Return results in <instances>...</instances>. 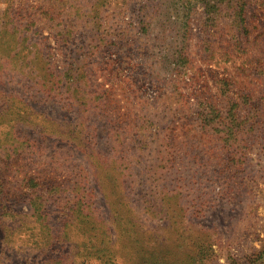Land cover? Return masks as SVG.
<instances>
[{
    "label": "rangeland",
    "instance_id": "obj_1",
    "mask_svg": "<svg viewBox=\"0 0 264 264\" xmlns=\"http://www.w3.org/2000/svg\"><path fill=\"white\" fill-rule=\"evenodd\" d=\"M104 185L172 264L256 261L264 0H0V264H98L63 224Z\"/></svg>",
    "mask_w": 264,
    "mask_h": 264
},
{
    "label": "trees",
    "instance_id": "obj_2",
    "mask_svg": "<svg viewBox=\"0 0 264 264\" xmlns=\"http://www.w3.org/2000/svg\"><path fill=\"white\" fill-rule=\"evenodd\" d=\"M105 186L102 195L109 203L106 202L109 208L108 220H102L95 215V209L91 207V203L85 200L84 194L80 200L71 204L66 222L63 224L65 239H69L73 222L76 231L83 237L80 242L82 250L78 254L80 258L85 259L84 261L94 260L98 264H172L166 257L169 251L168 248H171V246L164 247L160 253H156L157 250L151 245L152 241L155 240V235L150 230L148 222L135 218L132 211L122 202L123 198H121L120 193L114 188H111L108 192ZM110 196H116L112 200L113 202L109 200ZM144 204L147 212L151 213L153 206L147 205V201ZM164 207L162 206L160 211L164 212L166 209ZM122 208L123 210H120ZM33 210L41 230H49V233H47L48 239L45 237L47 243L51 239V228L45 224L41 204H33ZM152 212L154 213L155 210ZM175 245H179V243L176 242ZM186 249V259L183 264H204L202 257L198 259L199 255H212L211 245H208L206 249L202 247L197 252H193V246L187 244ZM206 250H208L207 253H205ZM256 256V261H264V244ZM50 261L49 264H65V260L61 256H57L56 260L51 259ZM256 261L253 264H256ZM231 264H238V262L233 260Z\"/></svg>",
    "mask_w": 264,
    "mask_h": 264
}]
</instances>
